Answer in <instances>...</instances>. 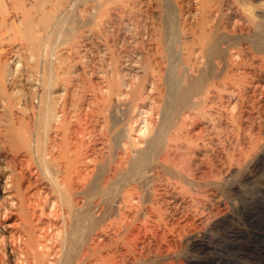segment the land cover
Here are the masks:
<instances>
[{"label": "bare ground", "instance_id": "bare-ground-1", "mask_svg": "<svg viewBox=\"0 0 264 264\" xmlns=\"http://www.w3.org/2000/svg\"><path fill=\"white\" fill-rule=\"evenodd\" d=\"M261 198L264 0H0V264H264Z\"/></svg>", "mask_w": 264, "mask_h": 264}, {"label": "rangeland", "instance_id": "rangeland-1", "mask_svg": "<svg viewBox=\"0 0 264 264\" xmlns=\"http://www.w3.org/2000/svg\"><path fill=\"white\" fill-rule=\"evenodd\" d=\"M236 176V177H235ZM235 176H233L229 181H227L225 184H223V185H220L219 187H217L218 188V190H220L219 192L220 193H222V199H224L223 201L226 203L227 202V207H226V209H227V212L228 213H230V215H232L233 214V216L235 217L234 218V220H233V223L236 225V226H239V227H241V228H248V225L246 224V223H244L242 220H241V216H240V214H238L237 213V207H238V205L239 204H241L242 203V201L243 200H241V199H238V198H236L235 196H232V195H230V194H228V193H226V190H227V187H228V185L230 186L231 185V183H233V184H235V183H237L238 182V175H235ZM235 179V180H234ZM227 185V186H226ZM226 187V188H225ZM247 187V188H246ZM246 191L248 190V193L249 194H251V195H256V193L258 192V190H257V188L256 187H254V186H251V185H246L245 186V188H244ZM250 190V191H249ZM222 191V192H221ZM225 193V194H224ZM253 193V194H252ZM231 196V197H230ZM234 197V198H233ZM230 198V199H229ZM239 200V201H238ZM234 201V202H233ZM260 204L258 205V206H262V205H264V198H261L260 199V202H259ZM241 221H240V220ZM243 222V223H242ZM180 254H178V260H183L185 257H187L189 254H188V252H187V249L184 247V248H182L181 250H180V252H179ZM185 253V254H184ZM212 253V254H211ZM208 256V257H207ZM212 257V258H211ZM182 258V259H181ZM195 258V257H194ZM214 258V253L213 252H209V253H207L206 255H203L202 256V258H200V260H201V262H207V261H209V260H211V259H213ZM239 264H248V263H246V262H243V261H239L238 262Z\"/></svg>", "mask_w": 264, "mask_h": 264}]
</instances>
